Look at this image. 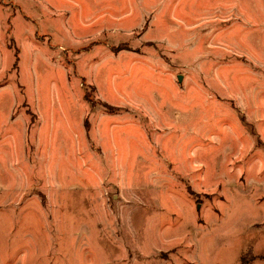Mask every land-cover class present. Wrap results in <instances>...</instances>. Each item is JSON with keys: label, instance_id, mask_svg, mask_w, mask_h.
I'll return each mask as SVG.
<instances>
[{"label": "rangeland", "instance_id": "1", "mask_svg": "<svg viewBox=\"0 0 264 264\" xmlns=\"http://www.w3.org/2000/svg\"><path fill=\"white\" fill-rule=\"evenodd\" d=\"M0 264H264V0H0Z\"/></svg>", "mask_w": 264, "mask_h": 264}]
</instances>
